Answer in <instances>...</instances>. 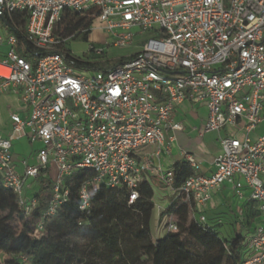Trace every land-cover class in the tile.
<instances>
[{"label":"built area","instance_id":"built-area-1","mask_svg":"<svg viewBox=\"0 0 264 264\" xmlns=\"http://www.w3.org/2000/svg\"><path fill=\"white\" fill-rule=\"evenodd\" d=\"M64 14L93 17L111 47L139 45L135 57L105 72L84 69V59L61 50L76 37L60 40L55 33ZM16 34L24 36L29 60L20 56ZM87 53L104 55L93 46ZM7 92L18 96L27 114H12V135L0 136L3 187L27 215L39 203L34 193L27 195L29 181L45 178L51 168L56 173L34 237L67 201L66 183L74 174L93 175L79 189L81 212L100 187L125 191L133 204L150 174L193 202L194 210L224 184L237 200L254 202L262 222L248 236L241 264H264V132L251 138L264 124V0H0V94ZM182 103L205 107L199 137L217 134L221 153L210 176L191 177L173 189L171 170L162 171L154 160L169 155L175 134L184 130L174 121ZM20 138L40 145L34 165L21 163L22 173L11 152ZM182 156L197 172L195 159ZM163 229L176 231L172 215Z\"/></svg>","mask_w":264,"mask_h":264},{"label":"trees","instance_id":"trees-1","mask_svg":"<svg viewBox=\"0 0 264 264\" xmlns=\"http://www.w3.org/2000/svg\"><path fill=\"white\" fill-rule=\"evenodd\" d=\"M92 22L93 17L64 14L55 33L60 40L76 35L73 40L82 38L86 42ZM16 35L20 56L30 59L28 50L22 48L24 36ZM60 47L68 53L64 51V43ZM134 57L130 55L127 61ZM76 59L85 60L84 69L102 72L124 62L110 64L102 56L88 53ZM170 170L173 189L200 175L185 160L174 163ZM92 177L91 173L80 172L66 183L69 197L54 216L45 220L43 235L39 237H34V231L52 196V185L45 178L38 179L41 182L39 192L35 193L38 207L26 215L19 209L17 197L0 181V264H241L244 261L245 236L253 232L250 230L260 217L254 202H244L240 216L235 211L228 212L232 214L228 218L236 227L235 234L222 238L206 221L197 222L193 202H184L183 197L173 195L160 217L172 215L176 231L164 230L162 237L153 240L150 222L155 205L150 183L144 180L138 185V198L131 205L125 191L100 187L90 192L89 210L81 212L79 189Z\"/></svg>","mask_w":264,"mask_h":264},{"label":"crops","instance_id":"crops-1","mask_svg":"<svg viewBox=\"0 0 264 264\" xmlns=\"http://www.w3.org/2000/svg\"><path fill=\"white\" fill-rule=\"evenodd\" d=\"M1 51H4V49H1ZM12 114L18 115L21 119H23L27 112L20 106L18 102V96L15 93L7 92L5 94H0L1 137L7 138L12 135L10 122V116ZM206 118L207 111L205 107L195 103H182L177 108L174 121L181 123L184 130L175 134L176 143L173 146L171 153L169 155L162 156L159 160H154V165L159 166L162 171L170 170L174 163L184 160L182 156V152H184L195 159L199 167L197 171L198 174L210 176L214 172L213 160L221 153V149L218 143L217 134L211 133L206 134L203 137H199L198 131L204 124ZM262 133L258 134V136ZM212 134H214L216 138V145L212 146L208 150L202 145V143H199L198 140ZM225 134L226 132L222 133V135ZM39 148L40 145L38 144L34 146L29 145L26 139H13L11 152L13 162L18 173L23 172V166L21 163L24 160H26L29 165L35 164V152ZM152 151V148H148L146 150L147 153H151ZM150 178L158 179L154 175H145V181L150 182ZM38 192L39 185H37V183L34 184L33 182L27 186V195ZM244 194L245 196H248V191L246 189H244ZM169 202L163 203L161 207L158 208L155 229L157 236L153 238V240L164 235V220H162L163 217H160V212H162L168 206ZM243 207L244 202L235 198V193L232 190L231 185L224 184L220 187V189L212 194L211 201L205 207L200 209L195 208V212L197 216H203L206 223L212 227V229L216 231L220 237L225 238L230 237V235H234L236 228L233 227V222L230 221V218H228V212L235 211V213L240 216L244 210ZM261 222L262 220L259 217L254 223V227L250 231L252 232ZM223 234H225V236ZM245 237L247 242L248 235Z\"/></svg>","mask_w":264,"mask_h":264},{"label":"rangeland","instance_id":"rangeland-1","mask_svg":"<svg viewBox=\"0 0 264 264\" xmlns=\"http://www.w3.org/2000/svg\"><path fill=\"white\" fill-rule=\"evenodd\" d=\"M99 28H100V25L98 23H94L91 27L90 34L86 42L82 38L70 40L64 44V51L68 52L69 54H71L72 56L76 58H82V56L87 53L88 47L93 46L94 48L103 50L104 55L102 57L108 60L109 63L111 64L113 62H118L120 60H123L124 62H126L127 58L138 50L139 45L133 46L131 48L111 47L110 40L107 38L106 34ZM21 57L25 58L26 60H29L25 56L21 55ZM263 129H264V124L258 126L256 130L251 134V138H254L258 136V134L264 132ZM243 136H244V133H240L237 135L239 139H242ZM198 141L199 143H202V145L208 150L212 146L216 145V138L214 134L208 135ZM55 176H56V173H55L54 168L48 169L47 176L45 177V182L50 185H53L55 182ZM149 181H150L149 183L154 192L155 208L151 216L150 227H151L152 236L153 238H155L157 236L155 229H156V219H157L158 208H160L163 203L171 201L173 194L171 191H169L168 188L165 187V185L159 179L150 178ZM29 183H32V181H29ZM36 183L37 185L41 184L39 180L34 182V184ZM230 215L232 214L228 213V217ZM162 220L165 221L164 218ZM14 227L17 228L18 226L14 225ZM220 228H223V227H220ZM223 235L225 236V234Z\"/></svg>","mask_w":264,"mask_h":264}]
</instances>
